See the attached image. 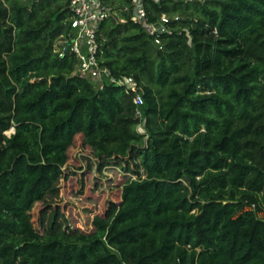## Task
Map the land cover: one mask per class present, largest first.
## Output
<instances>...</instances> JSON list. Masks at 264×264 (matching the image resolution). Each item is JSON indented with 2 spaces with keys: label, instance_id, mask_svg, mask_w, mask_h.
Segmentation results:
<instances>
[{
  "label": "trees",
  "instance_id": "16d2710c",
  "mask_svg": "<svg viewBox=\"0 0 264 264\" xmlns=\"http://www.w3.org/2000/svg\"><path fill=\"white\" fill-rule=\"evenodd\" d=\"M103 1L100 62L141 118L55 52L69 0H0V264H264V0L145 1L179 16L160 44Z\"/></svg>",
  "mask_w": 264,
  "mask_h": 264
},
{
  "label": "built area",
  "instance_id": "2783aa9c",
  "mask_svg": "<svg viewBox=\"0 0 264 264\" xmlns=\"http://www.w3.org/2000/svg\"><path fill=\"white\" fill-rule=\"evenodd\" d=\"M145 1L158 2L159 0H131L130 19L140 25L153 38L154 43L160 44L162 34H170L177 30L176 27L171 26V22L178 20L179 16L161 14L158 20L150 21ZM68 10V31L56 39L55 52L60 56L66 54L74 56L76 60L74 74L89 79L97 90L110 85L123 88L132 98L135 116L141 118L144 98L138 81L133 76L118 78L100 62L101 51L98 42L100 25L115 14L113 9L103 0H69ZM118 20L125 22L123 18ZM185 31L189 35L188 31Z\"/></svg>",
  "mask_w": 264,
  "mask_h": 264
},
{
  "label": "rangeland",
  "instance_id": "374dc122",
  "mask_svg": "<svg viewBox=\"0 0 264 264\" xmlns=\"http://www.w3.org/2000/svg\"><path fill=\"white\" fill-rule=\"evenodd\" d=\"M178 1V0H177ZM180 1V0H179ZM178 5H180V6H182V7H186V4H181V3H179ZM186 13L184 14V16H186V17H195L196 18V12H195V10H194V6L192 5V6H189L188 8H186ZM174 15H178V14H174ZM170 16V15H169ZM183 16V17H184ZM143 125H144V123L142 122V124H139L138 126H137V130L139 131V132H144L145 130H144V127H143ZM10 132V131H9ZM8 132V133H9ZM80 158L84 161V160H86L87 159V156H80ZM108 172V175H109V173L111 174V175H113V171H107ZM114 176V175H113ZM105 183L107 184V186L109 187V185H111V183H112V180H106L105 181ZM106 190H108V189H106ZM70 203H71V205H73V207L78 211L79 210V213L82 215H85L86 213H85V210H84V207H85V205H90V204H86V202H84V201H82V200H79V199H77V198H72V201H70Z\"/></svg>",
  "mask_w": 264,
  "mask_h": 264
}]
</instances>
